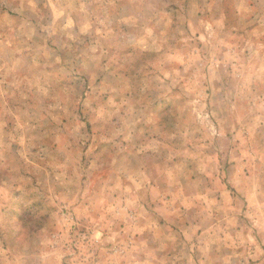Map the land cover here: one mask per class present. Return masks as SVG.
<instances>
[{
  "label": "rangeland",
  "instance_id": "rangeland-1",
  "mask_svg": "<svg viewBox=\"0 0 264 264\" xmlns=\"http://www.w3.org/2000/svg\"><path fill=\"white\" fill-rule=\"evenodd\" d=\"M0 264H264V0H0Z\"/></svg>",
  "mask_w": 264,
  "mask_h": 264
}]
</instances>
